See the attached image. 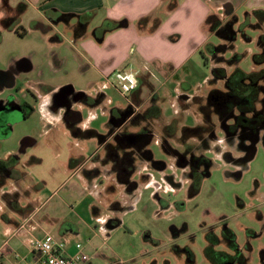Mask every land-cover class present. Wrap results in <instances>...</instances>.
<instances>
[{"label": "rangeland", "instance_id": "1", "mask_svg": "<svg viewBox=\"0 0 264 264\" xmlns=\"http://www.w3.org/2000/svg\"><path fill=\"white\" fill-rule=\"evenodd\" d=\"M20 1L9 0V3L14 6ZM37 12L29 7L22 15L26 30L24 36L2 30L0 67H9L17 59L27 57L32 68L23 72L31 83L32 80L48 79L50 82L72 83L87 90L96 77L84 68L85 64L73 45L76 38L71 35L69 42L62 35L59 43L48 42V22L42 21L46 27H28V18L38 17ZM238 16L242 17V13ZM72 18L73 23H77L78 18ZM37 20L40 21V18ZM241 21L240 26L232 21L231 27L235 29L233 46L221 53L224 59L235 52L241 55L236 65L221 64L228 74L235 66L245 71L258 69L253 55L259 51L256 39L263 32L264 23H259L255 17L245 21L244 16ZM56 26L58 31H63L62 22ZM211 42L218 45L221 40L213 36ZM200 56L197 54L176 77L165 80V77L152 76L150 79L153 87L158 88L154 101L162 110L157 119L149 118L150 127L159 133L163 131L164 123L172 121L175 134L174 140L169 139V142L180 151L186 148L181 139L182 126L201 124L203 112L211 108L207 102L211 85L206 83V76H211V66L215 62L204 64ZM56 58L61 62L54 63ZM197 60L198 66L194 64ZM128 69L135 72L132 67ZM182 80L190 84L191 91L197 94L189 102H180L181 109H178L173 92L178 85L176 82ZM222 84L219 82L214 86L221 87ZM140 89L147 93L151 91V86L143 83ZM105 91L108 101L104 100L91 112L84 107L85 125L82 126L99 134L108 130L107 112L111 107H128L126 98L118 89L107 85ZM260 106L259 103L258 108ZM210 115L218 140H210L200 151L193 150L196 158L203 155L210 159V166L207 167L209 174L201 179L198 191L193 195H189L190 183L184 174L186 168L178 167L156 140L149 144V149L154 160L163 161L166 167L163 170L144 169L147 165L143 164L138 174L132 176L140 182V173H148L151 178L149 183L146 184V175L145 180H141L144 183L140 182L138 188L129 193L112 174L101 169L104 176L98 178L96 187L84 181L82 188L79 176L66 175L64 165L72 152H83L85 157L89 156L98 139L86 141L81 148L80 141L72 137L64 121L55 126L53 133H48L41 108L26 118L20 112H14L12 121L6 124L7 131H1L0 160L13 154L19 158L16 167L23 178L15 187L21 203L29 202L31 208L36 206L35 220L40 222L32 233L37 237L49 233L63 241L65 249L71 252L76 243H81L90 255V264H211L203 254L206 238L212 233L219 235L224 226L234 232L235 240L249 264H264V136L261 135L254 144L252 158L245 161L247 156L241 149L249 142L238 137L225 141L226 132L220 128L224 122L219 121L216 114ZM208 134L209 131H206L202 137H191L188 143L200 146V138L208 137ZM156 136L160 139L159 134ZM26 137H32L35 142L23 144ZM224 151L230 152L231 161L222 157ZM203 168H206L205 165ZM167 175L173 178L175 184L167 181ZM62 180L63 187L60 186ZM101 180L102 183H99ZM11 187L10 182L1 190ZM160 199L169 206L163 208L165 206L161 205ZM178 202L180 206L177 207ZM114 218L120 223L108 227L107 223L112 225ZM189 251L193 253V263L188 261Z\"/></svg>", "mask_w": 264, "mask_h": 264}, {"label": "crops", "instance_id": "2", "mask_svg": "<svg viewBox=\"0 0 264 264\" xmlns=\"http://www.w3.org/2000/svg\"><path fill=\"white\" fill-rule=\"evenodd\" d=\"M22 1L27 5L22 15L29 7H32L34 11H38V17L28 18L29 28L46 27L47 25L42 21L54 25L53 28L49 24L47 26L50 31L46 34L48 42L52 44L59 43L62 35L63 39L69 42L71 35L76 38V44L73 45L85 64L84 68L87 72L95 75L96 81L93 80L87 90L72 83L50 82L48 79L32 80L31 83L29 77L23 71L30 70L32 63L27 57L19 58L12 62L9 67H0V74L8 78V82L0 79V106L7 104L30 105L33 108L30 113L27 112V106H24L27 116L34 114L38 108H41L42 120L47 126L46 131L53 133L56 130L54 129L55 126L63 122L61 120L62 111L55 112L50 107L54 93L59 92L61 89H73L75 92L94 98L95 102L92 106H87L82 102H78L73 106L80 113L76 127L80 129L81 133L74 134L68 122L64 121L68 132L73 138L80 141L81 148L86 141L97 138L96 134H99L93 129L82 126L85 125L83 121L84 107H87L91 112L96 106L102 105L104 100H109L105 88L107 85L114 87L112 79L114 71L130 70L129 67L135 69L139 84L137 89L132 91L128 97L138 103L139 109L156 106L159 113H161L160 106L154 101V98L158 96V88L153 87L150 79L152 76H159L165 77V80H167L178 76L180 71L187 67L197 54L200 55V50L207 43L213 44L211 39L216 35L209 32L205 24V19L209 14L214 13L219 16L222 23L235 20V23L240 26L243 16L245 21H248L253 17V11H264V0H175V6L172 9L168 7L170 0ZM9 5L12 6L10 3ZM51 11L52 13H50ZM90 13L92 14L88 19L85 16L84 18L80 17V15ZM241 13L242 17H239L238 15ZM22 15L20 16L19 25L23 27ZM3 16V11L0 10V21ZM73 16L78 18L75 24L73 23ZM142 17H148V21L145 25L138 26L137 21ZM39 18L40 21L37 20ZM155 19L157 25L152 27ZM122 20L126 21V25L103 33L96 30L105 21ZM59 22L63 23V31H58L55 28ZM216 37L221 42L223 41L218 36ZM60 62L61 60L57 58L54 60L56 64ZM194 64L198 66L199 61L197 60ZM209 78V76H206V83H208ZM24 79L26 80L24 81ZM143 83H148L151 86V91L144 93L140 89ZM176 83L178 85L175 86L173 92L176 94L174 100L178 104V109H181L180 102L193 100V95L196 92L191 91L192 86L187 84L185 80ZM182 108L185 107L182 106ZM115 109L122 110L124 108L121 106L111 107L107 112L109 122L111 110ZM157 118L158 116L153 117V119ZM88 130L93 131V133H89ZM25 141L35 142L32 137H26ZM100 153L99 144L87 157L83 155V152L70 153L66 165H64L66 175H78L82 188L84 181L96 187L98 178L102 176L90 172L97 167L100 174H104L101 169L110 166L109 164L102 166V163L96 158L97 154L99 156ZM10 156L1 160H7ZM17 165L18 161L13 166V170H18ZM19 173L20 170H18V174L14 172L12 175H3V181L0 183V243L9 238L10 250L17 252L21 257L33 260L34 253L30 247V242L32 238L37 237L32 232L40 226V222L35 220L34 209L36 206L31 208L29 202H20L19 191L15 187V184L17 185L19 180L23 178L22 174L19 177ZM111 174L113 175V172ZM10 182L12 184L11 188L1 190ZM63 183L62 180L61 187H63ZM99 183H102V180ZM87 184L86 187H88ZM23 222L25 223L24 229L14 235V231ZM17 261L18 259L9 252L0 256V264H17Z\"/></svg>", "mask_w": 264, "mask_h": 264}, {"label": "trees", "instance_id": "3", "mask_svg": "<svg viewBox=\"0 0 264 264\" xmlns=\"http://www.w3.org/2000/svg\"><path fill=\"white\" fill-rule=\"evenodd\" d=\"M26 6L23 1L18 2L14 7L9 5V0L0 1V10L5 12L0 21V39L3 29L14 30L20 37L26 34V30L19 25L20 16L25 11ZM174 6L175 0H170L168 7L172 9ZM91 14L80 15V17L84 18L85 16L88 19ZM252 15L259 23L264 22V11L255 10ZM147 21L148 17H142L138 19L137 25H145ZM232 23V21L222 23L219 16L214 13L209 14L205 19L209 32L214 33L223 42L218 45L207 43L199 52L204 64L209 61L210 63L215 62L211 66V76L208 80L211 89L207 102L211 108L203 112V122L201 124L194 127L184 126L182 133L186 137H202V134L209 131L214 124L211 119V113L216 114L218 119L224 123H228L226 133L229 139L242 136L241 138L245 140L244 142H250V139H254L259 131H264V30L257 36L256 42L259 51L253 55V62L258 65V69L245 71L235 66L228 74L221 64L236 65V62L241 59V55L236 52L227 59H224L221 55L223 51L233 46L235 30L231 27ZM124 25H126L125 20L105 21L96 30L103 33ZM156 25L157 20L155 19L152 27ZM219 82L223 83L221 87H215L214 85ZM258 101H260L261 105L259 108ZM24 106H27L29 113L32 112L33 108L30 105L25 104ZM149 109L153 112V114L150 113V116H159L160 113L156 106ZM21 110L23 111V117H27L24 109L21 108ZM17 161L16 155H11L7 160H0V166L6 168L5 175H12L14 172L18 174L17 169L13 170V166ZM9 171H13V173ZM20 176L21 172L19 173ZM117 222L118 224L120 223V221ZM203 254L211 264H249L235 240L234 232L229 228L222 229L219 235L213 233L208 235ZM192 255L193 253L189 251L187 258L191 263L194 262Z\"/></svg>", "mask_w": 264, "mask_h": 264}, {"label": "flooded vegetation", "instance_id": "4", "mask_svg": "<svg viewBox=\"0 0 264 264\" xmlns=\"http://www.w3.org/2000/svg\"><path fill=\"white\" fill-rule=\"evenodd\" d=\"M0 79L4 82H8V78L5 75L0 74ZM129 100L130 102H127V108H124L122 110H111L110 122L108 124L107 132L105 134H96L98 139L97 141L99 142V149L101 150L100 155L98 156L97 154L96 158H98L100 163H102V166H105V164H109L110 166L105 169L106 172L108 174H111L113 172L115 180L124 186L125 191L131 193L133 189H136L138 187L140 182L144 183V181L141 180H143V178L145 180L146 175H148L146 176L147 180H145L146 184L150 182L151 178H149V174L144 172L140 173L139 175L140 178H142L139 179L140 182L132 178L134 174H138V169L141 168L140 166L145 164L147 166L144 165V168L151 167L152 169L157 170H163L166 167V164L163 161L154 160L152 152L149 149V144L153 140H156L160 142L162 150L165 153H168L171 158L175 160L178 167L186 168L184 174L186 176V179L190 183L189 195L195 194L198 191H196V189L199 188L201 179L209 174L207 167L210 166V159L205 158L203 155H200L198 158H196V156H193L192 153L195 148L199 150L200 148L207 146L210 140L215 139L212 140L214 142L218 140V137H216L217 135L213 131V126L209 130L208 137L205 136L204 138H200L201 142H199L201 144L200 146L197 145V147L188 143L189 140H192L191 136L186 137L182 133L181 139L182 142L186 144V148L183 151H180L169 142V139L174 140V123L170 121L162 125V130L164 132L166 131V133H163V131L159 133L152 131L150 127L151 121L149 120V118L153 119V117L150 116L151 110L149 109V107L139 109L138 103L134 102L130 98ZM78 102H82L87 106H92L95 102V99L87 95L75 92L73 91V89H61L59 92L52 95L50 106L55 112L62 111L61 120L68 122V125L70 126L71 131L74 134L81 133L80 129L76 127V123L80 118V113L75 108H73V106H75ZM21 108L24 109V106L13 104L0 106V135L1 131H7L8 127L6 126V124L12 121L14 112L17 111L21 114L23 113ZM227 127V122L220 124V128L225 132ZM183 128L184 126H182L181 131L183 130ZM88 132L93 133V131L91 130H88ZM157 134L160 135V139H157ZM261 135L264 136V131H259L254 139H250L248 145L242 147L241 150H245L246 156L253 152L254 140L257 137L259 138ZM225 137V141H232V139H229L227 137V133ZM195 138L196 137H193V139ZM208 138L211 139L208 140ZM238 138H241V136ZM217 146L218 145L215 146V149H217ZM223 155L224 156L222 157L227 161L229 160V158L230 161L233 158L230 155L229 151H224ZM203 165H205L206 168H203ZM5 173L6 168L0 166V182L3 181V175H5ZM90 173L97 176H104V174H100L99 168L97 167L93 168ZM167 181L175 184L171 176L167 175ZM160 201L161 205L165 206L163 208L169 206L166 202H162L161 199ZM176 204L177 207L180 206L179 202ZM117 221L119 220L117 218H114L111 222L112 225L107 223L108 227L117 226ZM224 228L227 227H222L220 229V232Z\"/></svg>", "mask_w": 264, "mask_h": 264}, {"label": "built area", "instance_id": "5", "mask_svg": "<svg viewBox=\"0 0 264 264\" xmlns=\"http://www.w3.org/2000/svg\"><path fill=\"white\" fill-rule=\"evenodd\" d=\"M113 84L116 89L130 102L127 94L136 90L139 84L137 73L130 70H116L112 74ZM25 223H21L14 231V235L24 229ZM30 247L34 253V259L28 260L17 252L9 249V238L0 243V256L12 253L17 264H89L90 255L81 243H76L73 251L65 249L61 240L55 239L51 234L45 233L31 239Z\"/></svg>", "mask_w": 264, "mask_h": 264}, {"label": "water", "instance_id": "6", "mask_svg": "<svg viewBox=\"0 0 264 264\" xmlns=\"http://www.w3.org/2000/svg\"><path fill=\"white\" fill-rule=\"evenodd\" d=\"M258 137L254 140V144L258 141ZM27 143V141H25V139H24V141H23V144H26ZM252 155H253V152L251 153V154H249V155H247V158H246V160L245 161H248L250 158H252Z\"/></svg>", "mask_w": 264, "mask_h": 264}]
</instances>
